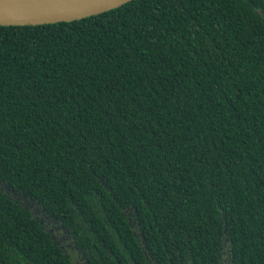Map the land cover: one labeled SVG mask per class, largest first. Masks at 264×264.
Instances as JSON below:
<instances>
[{
  "label": "trees",
  "instance_id": "16d2710c",
  "mask_svg": "<svg viewBox=\"0 0 264 264\" xmlns=\"http://www.w3.org/2000/svg\"><path fill=\"white\" fill-rule=\"evenodd\" d=\"M0 264H264V0L0 26Z\"/></svg>",
  "mask_w": 264,
  "mask_h": 264
},
{
  "label": "water",
  "instance_id": "95a60500",
  "mask_svg": "<svg viewBox=\"0 0 264 264\" xmlns=\"http://www.w3.org/2000/svg\"><path fill=\"white\" fill-rule=\"evenodd\" d=\"M131 0H0V26L69 22L104 13Z\"/></svg>",
  "mask_w": 264,
  "mask_h": 264
},
{
  "label": "flooded vegetation",
  "instance_id": "af4514ba",
  "mask_svg": "<svg viewBox=\"0 0 264 264\" xmlns=\"http://www.w3.org/2000/svg\"><path fill=\"white\" fill-rule=\"evenodd\" d=\"M38 213V210H34L35 215H37ZM42 220H44L48 224L46 226H49L48 230L50 231L52 239L55 240L57 244L61 246L64 252H67V255L72 258L75 263H79L81 259L77 257L73 241L71 240V237L68 235L67 231H65L63 227L58 226L55 223H50V220L47 217L43 218Z\"/></svg>",
  "mask_w": 264,
  "mask_h": 264
}]
</instances>
